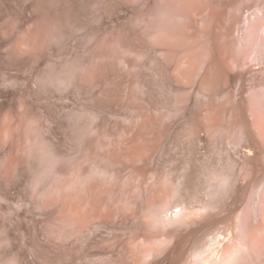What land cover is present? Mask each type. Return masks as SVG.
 <instances>
[{
    "label": "rangeland",
    "instance_id": "1",
    "mask_svg": "<svg viewBox=\"0 0 264 264\" xmlns=\"http://www.w3.org/2000/svg\"><path fill=\"white\" fill-rule=\"evenodd\" d=\"M0 264H264V0H0Z\"/></svg>",
    "mask_w": 264,
    "mask_h": 264
},
{
    "label": "crops",
    "instance_id": "2",
    "mask_svg": "<svg viewBox=\"0 0 264 264\" xmlns=\"http://www.w3.org/2000/svg\"><path fill=\"white\" fill-rule=\"evenodd\" d=\"M261 131H263V129H261Z\"/></svg>",
    "mask_w": 264,
    "mask_h": 264
}]
</instances>
